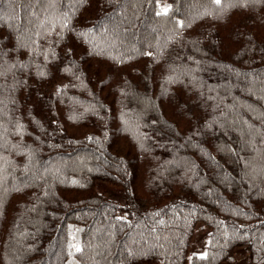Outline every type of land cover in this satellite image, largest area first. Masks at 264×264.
<instances>
[{
  "label": "trees",
  "instance_id": "trees-1",
  "mask_svg": "<svg viewBox=\"0 0 264 264\" xmlns=\"http://www.w3.org/2000/svg\"><path fill=\"white\" fill-rule=\"evenodd\" d=\"M240 247L264 264V0H0V264Z\"/></svg>",
  "mask_w": 264,
  "mask_h": 264
},
{
  "label": "rangeland",
  "instance_id": "rangeland-1",
  "mask_svg": "<svg viewBox=\"0 0 264 264\" xmlns=\"http://www.w3.org/2000/svg\"><path fill=\"white\" fill-rule=\"evenodd\" d=\"M97 188L99 191L105 193L109 197H112L118 200L120 203L125 204L127 202V195L123 188L99 181L97 183ZM206 242H207V229L204 228L202 225H199L196 230V235L194 239V245L191 248V252L196 250L201 254L206 253ZM248 260L246 258V249L240 247L237 249V256L232 264H247Z\"/></svg>",
  "mask_w": 264,
  "mask_h": 264
},
{
  "label": "snow or ice",
  "instance_id": "snow-or-ice-1",
  "mask_svg": "<svg viewBox=\"0 0 264 264\" xmlns=\"http://www.w3.org/2000/svg\"><path fill=\"white\" fill-rule=\"evenodd\" d=\"M216 3H220V0H215ZM165 12L167 11V9L164 10Z\"/></svg>",
  "mask_w": 264,
  "mask_h": 264
}]
</instances>
